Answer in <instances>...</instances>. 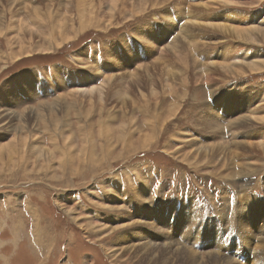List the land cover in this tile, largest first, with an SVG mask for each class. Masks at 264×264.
<instances>
[{
	"label": "rangeland",
	"instance_id": "1",
	"mask_svg": "<svg viewBox=\"0 0 264 264\" xmlns=\"http://www.w3.org/2000/svg\"><path fill=\"white\" fill-rule=\"evenodd\" d=\"M47 1L25 0L29 11L15 10L20 14L13 22L11 1L0 8L7 11L8 38L15 32L10 25L19 27L22 18L36 31L33 42L24 31L31 54L20 60L12 59L17 46L0 34V110L39 107L62 95L67 102L57 112L44 111L18 152L5 149L16 124L0 117V264H264V152L248 148L232 160L235 154L211 147L220 137L246 143L264 132L257 121L231 129L228 118L248 94L263 89L264 70L230 75L212 66L211 79L207 65L228 50L264 54V35L244 41L214 31L222 42L205 35L213 33L205 25L210 17L264 26V0H72L71 6L57 0L51 14ZM36 6L41 19L30 11ZM188 11H200L204 21L175 19L174 25L168 18ZM124 73L126 81L105 87L104 105L69 94ZM207 104L217 111L222 132L205 131L200 115ZM173 105L178 110L170 117ZM79 117L84 128L92 123V133L80 132ZM62 124L74 130L72 139L54 138ZM39 147L49 150L46 159L38 158ZM191 149L199 164L186 155ZM239 163L255 171L241 173ZM120 205L124 211L112 209ZM161 233L197 252L196 262L171 257ZM121 235L126 239L118 240ZM150 242L160 248L148 251L143 246ZM217 255L223 259L213 262Z\"/></svg>",
	"mask_w": 264,
	"mask_h": 264
},
{
	"label": "bare ground",
	"instance_id": "2",
	"mask_svg": "<svg viewBox=\"0 0 264 264\" xmlns=\"http://www.w3.org/2000/svg\"><path fill=\"white\" fill-rule=\"evenodd\" d=\"M10 4H8V7H9V14H11V20L13 22V18L14 16L18 13L20 14V12L18 11L17 13H15L16 11L15 10H21V9H27V7L25 6L27 3L25 2V0H10ZM57 0H48L47 1V11H50L49 13L51 14L52 12V9L54 7V3H56ZM4 0H0V8H3V7H6L4 5ZM71 3L72 0L70 1L69 0V4L71 6ZM82 3V2H81ZM23 5V6H22ZM28 5V4H27ZM6 7V8H8ZM30 7V6H29ZM81 7V6H80ZM79 7V8H80ZM35 8L36 10L34 9H31L30 11L33 12L34 15H36V17H40L39 15V6H36V7H33ZM75 8V7H74ZM29 9V8H28ZM27 9V10H28ZM1 11H4V9H0ZM80 10H82V8H80ZM29 11V10H28ZM190 11V10H189ZM188 11V12H189ZM182 13V12H181ZM178 14L176 15L175 12V16L173 15H169L168 18L171 20V22L173 23L175 21V19L177 21H179L178 23H181V21H183L185 18H187V20L185 19V21H204V18L205 16H202L201 12L200 11H194L193 12H189L187 13L186 16L185 13L182 14ZM80 14V13H79ZM9 16V15H8ZM209 15H207L208 17ZM214 16V15H213ZM35 17V16H33ZM219 17H223L225 19V21L221 20V18H216V17H210L211 20H209V23L206 22L205 25L207 27H211V29H213V33H206L205 35H209L211 36L210 38H213L214 40H218L220 41V37L218 34H216V32L214 31H217V32H221L222 34L224 33H228L230 35V37H235V39H242L244 41H252V40H255V38L257 39L259 36H262L264 35V26H262V24H257L258 22L254 19H251L249 21V23L247 24L246 23V27L244 26H241V25H234L231 23L232 19L229 18V17H224V16H219ZM259 17V16H258ZM216 18V21H213L212 19ZM209 19V18H207ZM7 11L5 13H2L0 12V34L4 35V37L7 39V42L14 46L15 47L17 46L16 48V51L15 53H12V59H16V60H20L22 58H24L25 56H28L29 54H31V51H28L27 49H25L24 47V42H25V38H26V33H24V31H27L29 32L28 35L30 37H27L29 39L30 42H33L34 41V38L35 35H34V32H36L35 30L33 29H28V25L24 22L23 18L21 19L20 21V24H19V27L16 26V24L14 26H11L10 24L12 23H8L10 25V27H12L14 29V34L12 33V38L11 37H7L6 34H7V31L9 32V27L7 25ZM11 22V21H10ZM186 22V23H187ZM64 22H61V25H63ZM4 24V25H3ZM174 24V23H173ZM175 25V24H174ZM41 26V25H40ZM39 26V27H40ZM202 26V25H201ZM185 27V26H184ZM12 29V30H13ZM29 31H28V30ZM41 29V27H40ZM43 29V28H42ZM186 32H189L190 31V28L189 27H186ZM18 31V34H16V32ZM182 31V30H181ZM260 38V37H259ZM262 38V37H261ZM213 42V41H212ZM222 42V41H220ZM246 43V42H245ZM204 45H207V43H202ZM212 44V43H211ZM214 44V42H213ZM30 45V44H29ZM169 49H171V45H168ZM226 48V47H225ZM14 49V48H13ZM258 49V48H257ZM15 50V49H14ZM37 50V49H36ZM227 51V50H226ZM14 52V51H13ZM42 52V51H41ZM40 52V53H41ZM264 52V51H263ZM4 54V51L2 50L1 46H0V57ZM258 54V55H257ZM224 57L222 60L220 61H214V60H211L210 62L207 63V65L209 66V75L212 79V75H211V71H213L212 69V66L217 69L218 71L222 70L224 73H228V74H235V73H241L243 70H247V68L255 71V72H258V71H262L264 70V54L260 55V52H257L255 55H242V56H235L233 54V51L232 50H228L227 52H225V54L223 53ZM228 56V57H227ZM231 57V58H229ZM3 60V58H2ZM1 60V61H2ZM81 61V59H80ZM113 61V60H112ZM145 65V64H144ZM143 65V66H144ZM95 67V65H93ZM100 68V67H99ZM139 69V68H137ZM142 69V68H141ZM147 71L148 69L150 68H146ZM93 70V69H92ZM94 71H97V69H95ZM214 72L216 73L217 71L214 70ZM100 73V72H99ZM120 73V72H119ZM251 73V72H250ZM117 74V73H116ZM137 74V73H136ZM105 74H103V77H104ZM120 75V74H119ZM127 75V74H126ZM125 73L124 75H122L121 77H118L117 75L115 76H109L105 79V82L100 85V86H96L95 85V80L94 82H91V84L94 83V86L95 87H91V89H79V90H74L72 91L71 93H69L72 97L74 96H83V97H86L87 99L90 100V105H94L92 101H98L100 103H102V105H104V102H105V97H106V93H105V89L107 88L106 86L107 85H110L111 82L113 83V81H115L116 79L120 80V81H126L127 80V77H126ZM138 75V74H137ZM238 75V74H237ZM170 76L171 77H175V74H172L170 73ZM90 80L94 79V78H91L89 77ZM86 80V82L89 84V80L88 79H84ZM82 81L85 82V81ZM131 80V79H130ZM134 82L136 80H133ZM139 82V81H138ZM128 83V82H127ZM131 83V82H130ZM113 85V84H111ZM115 85V84H114ZM121 85V84H120ZM85 86V84H84ZM87 86V85H86ZM132 86V85H131ZM83 87V86H82ZM81 87V88H82ZM106 87V88H105ZM87 88V87H86ZM215 88V87H214ZM214 88H212L213 92L214 93L216 90H214ZM131 91V90H130ZM136 91V90H135ZM260 91V90H259ZM262 91V92H261ZM259 93H257L255 96H251V94H248L247 96V100L244 102L245 105H238L236 106L235 108L238 109L239 111L235 112L233 116H229L228 118L231 120L229 126L231 127V129H234V128H245V127H248L250 124H255V122L257 121L258 123L261 122V123H264V86H263V89L261 90ZM70 92V91H69ZM124 92V91H123ZM132 92V91H131ZM154 92V91H153ZM121 93V92H120ZM127 95H128V90H127ZM124 92V94H126ZM143 93V92H142ZM154 94L156 95V93L154 92ZM153 94V95H154ZM215 94V93H214ZM147 95V94H146ZM143 97H145L144 94H142ZM180 96V95H179ZM14 95L11 96V101L13 102L14 99L17 101H15V106L16 105H21V103L19 104L20 100H17ZM125 97V96H124ZM66 96H59V99H55L53 102H44V103H40V106L39 107H32V106H27L25 108L27 109H21V110H15L14 108H5L3 110H0V117L1 118H5V119H9L10 121H12V124H16L15 128H14V131L16 133L14 139H10L11 141L5 146V149L8 151V152H12L11 150L13 149V147H15V150L18 152V148L21 147V149H23L26 145H28L29 141L31 140L32 138V131H30L31 128H34V127H38V121H39V118L40 116L42 115V118H44L43 116L46 115V113H44L45 110H55L56 112L60 110V107L64 104V103H67L66 100H65ZM78 98V97H77ZM127 99H130L128 98V96L126 97ZM120 99L121 98V95H120ZM148 99V98H147ZM63 100H65V102H63ZM79 101V100H78ZM126 101V100H125ZM131 101V99H130ZM129 103V102H128ZM126 104V103H125ZM208 105V104H207ZM4 106V105H3ZM128 106V105H127ZM1 107V106H0ZM11 107V106H10ZM205 110H206V114L203 115H200L201 116V119H202V124L204 125L203 127L205 128V131L207 132H211L214 134L215 133H218L219 132H222L224 129L223 125L218 121L219 119V115L217 113V111H214L213 109L211 110L210 109V106H205ZM240 107V109H239ZM2 108V107H1ZM0 108V109H1ZM21 108V107H20ZM170 108L172 109H169V112H170V117H172L173 115H175V113L177 112L178 108L175 107L174 105L173 106H170ZM208 109H210L211 111H207ZM216 109V108H215ZM91 110V109H90ZM94 110V108H93ZM93 110H91L89 112V116L91 115V113L93 112ZM126 110V109H125ZM231 113H233V111H231ZM88 114V113H86ZM230 115V114H229ZM116 117V116H115ZM103 118V117H102ZM199 118V117H198ZM3 120V119H2ZM29 120H31L33 123L30 124ZM106 120V119H105ZM228 120V119H227ZM9 121V122H10ZM90 121V120H89ZM104 121V119H103ZM108 121V120H107ZM56 122V121H55ZM8 124V123H7ZM57 123H55L56 125ZM87 124L88 126L86 128H84L85 126L83 125V122H82V119L81 117H79V130L81 133H92V130H91V125L92 123H88L87 121ZM199 124V123H198ZM1 125V124H0ZM125 126V125H124ZM89 127V128H88ZM8 128V127H6ZM199 128V127H198ZM264 129V128H263ZM8 130V129H6ZM35 130V129H34ZM46 130V129H45ZM166 130V129H165ZM12 131V130H11ZM38 131V129H37ZM262 131V130H261ZM13 132V131H12ZM55 134H53L54 138H56L55 136H61L62 138H64V141L66 140H69V139H72L73 136H71L72 134H74V130L71 129V127L68 125V124H62L61 126H57V128H55L54 130ZM131 135V133H130ZM216 135V134H215ZM71 136V137H70ZM259 136V137H258ZM259 138V139H257ZM124 139V138H123ZM150 138H147L145 140V142H148ZM222 137H220L217 141V144L216 145H211L212 149H217V152L218 154H222V153H226V152H230L231 154H235L236 156L233 157L232 160L235 159V157H239L240 155H244V151L245 150H248V148H253L255 151L253 150H249V152H258V153H262L264 151L263 148H264V132H261L259 133L257 136H256V140L252 141V142H249L247 141L246 143H243V142H237V141H233V143L231 144H228L226 142H222L221 141ZM87 140H89V137L87 136ZM57 143V142H56ZM67 143V142H66ZM89 143V142H88ZM4 146V145H3ZM2 146V147H3ZM41 146V145H39ZM205 146V145H204ZM36 147H38V145H36ZM242 148L244 150H242ZM1 149V148H0ZM3 149V148H2ZM5 150V151H6ZM87 150V148L85 149ZM2 151V150H1ZM39 154L38 155V158H47L48 156L46 155V153H48V149H41L40 147L36 150ZM196 151V150H195ZM214 151V150H213ZM3 152V151H2ZM16 152V153H17ZM213 153V152H212ZM2 154V153H1ZM4 154V153H3ZM205 154V153H204ZM203 154V155H204ZM214 154V153H213ZM5 155V154H4ZM50 155V154H49ZM92 155H95L94 153ZM187 156H192L193 157V160L196 161L197 164H199L201 161L199 160V156H195L193 153H192V149L186 153ZM202 155V156H203ZM214 156V155H213ZM212 156V157H213ZM51 157V156H50ZM95 157V156H94ZM215 157V156H214ZM97 158V157H96ZM241 158V157H240ZM243 158V157H242ZM49 159V158H48ZM191 159V158H190ZM189 162V160H188ZM47 163V162H46ZM38 164V163H37ZM36 164V166H37ZM233 164V163H232ZM255 165V163L253 164ZM238 166V165H237ZM258 166V165H257ZM239 167L241 170V173H243L244 171H246L247 173V170L248 171H255V168L254 166L252 165H249V164H246V163H239ZM231 169V168H230ZM259 169V168H258ZM130 171V170H129ZM249 183V182H248ZM138 194H140L139 196H143V192L140 191L138 192ZM138 194L136 197H138ZM147 197V196H146ZM144 197V198H146ZM141 199V198H140ZM147 199V198H146ZM244 199V198H243ZM142 200V199H141ZM144 201V200H143ZM146 202V201H145ZM144 202V203H145ZM120 204V202H119ZM111 207V206H110ZM117 209V210H125V205H120V206H116V207H112V209ZM188 210V209H187ZM178 212V210H176ZM121 213V212H120ZM125 214V212H123ZM122 213V214H123ZM131 213V212H130ZM167 213V212H166ZM168 214V213H167ZM193 215V214H192ZM224 215V214H223ZM174 217V216H173ZM181 217V216H180ZM195 218V217H194ZM227 218V217H225ZM169 221V219H168ZM205 223V222H204ZM240 223V222H239ZM177 225H179V223H177ZM114 229L113 230H121L123 228V226H112ZM163 227V231L165 230V225L162 226ZM101 228V231L104 230V227L101 225L100 226ZM201 229V228H200ZM203 229V228H202ZM210 230V229H209ZM245 231V230H244ZM162 234V233H161ZM169 234V233H168ZM163 238L165 239H168V241L166 243H164L162 245V247H165V250L166 252L171 256L173 257L175 260L177 261H182V262H186V263H193V262H196L195 260V256L196 255L195 253L197 252H194V250H191L189 248H187L186 246H181L179 244V242L177 240H175L173 237L171 236H167V235H164L162 234ZM126 239L125 235H121V238H119L118 240H123V239ZM185 238V237H184ZM117 242V241H116ZM146 242H149V241H146ZM155 242V241H154ZM181 243V242H180ZM158 245H155V243H152L150 242L149 245H144L143 247H146L148 248V251H149V246L151 247H156L155 249H159L160 248V243H157ZM261 246V245H260ZM189 247V246H188ZM212 255V254H211ZM213 255H216V254H213ZM215 259V258H214ZM212 259L213 262H217L219 261V259H223L221 257V255H217L216 259L214 260ZM228 259V258H227ZM158 260V259H156ZM233 261V259H232ZM209 262V261H208ZM217 264H220V262H217Z\"/></svg>",
	"mask_w": 264,
	"mask_h": 264
}]
</instances>
